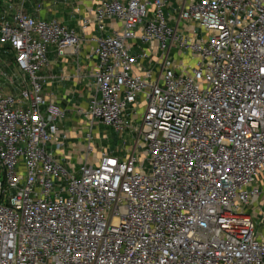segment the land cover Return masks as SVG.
I'll list each match as a JSON object with an SVG mask.
<instances>
[{"label": "built area", "instance_id": "obj_1", "mask_svg": "<svg viewBox=\"0 0 264 264\" xmlns=\"http://www.w3.org/2000/svg\"><path fill=\"white\" fill-rule=\"evenodd\" d=\"M14 2L0 45L26 78L0 90V264H264V0H103L83 31L122 27L89 38ZM85 41L96 92L69 110L75 147L39 74L49 46ZM99 125L134 135L125 158L94 159Z\"/></svg>", "mask_w": 264, "mask_h": 264}, {"label": "crops", "instance_id": "obj_2", "mask_svg": "<svg viewBox=\"0 0 264 264\" xmlns=\"http://www.w3.org/2000/svg\"><path fill=\"white\" fill-rule=\"evenodd\" d=\"M101 1L103 0H22L15 4V0L13 10L15 11V9L22 6L24 12L34 19L58 20L63 26L69 30H74L81 37H101L109 35L112 27L118 29L122 27L119 23H109L107 29L101 32L97 25L92 23L86 32L83 31L82 22L85 19L94 22V11ZM4 10H8V8L3 6ZM13 10H9L10 14ZM59 16H61V19H59ZM89 45V42L85 41L79 54L68 52L63 57L59 56L56 46H49L47 49L49 66L43 68L39 74L45 81L44 96L56 102L62 109L68 110L66 117L60 121L59 126L62 134H66L70 138L69 144L75 147L80 146L79 139L81 138V134L77 131L76 122L83 123L84 125L82 120L85 119L69 110L77 107H88L92 96L96 92L94 77L92 75L96 61L90 59ZM141 47L139 45L133 48L132 54L134 56L140 55L142 53ZM142 48L145 50L151 49L150 46H143ZM149 53L151 59L143 64H138L135 68L136 73L144 74L146 70L155 67L160 53H158L157 48H152ZM14 67L17 69L15 65ZM100 127L99 125L96 130L97 137L101 138L103 136L106 138L107 134L101 135L99 131ZM51 152L57 157L60 154L53 150ZM116 156L120 157L118 154ZM126 156H122L121 158H125Z\"/></svg>", "mask_w": 264, "mask_h": 264}, {"label": "rangeland", "instance_id": "obj_3", "mask_svg": "<svg viewBox=\"0 0 264 264\" xmlns=\"http://www.w3.org/2000/svg\"><path fill=\"white\" fill-rule=\"evenodd\" d=\"M22 0H16L15 4L19 3ZM3 11V8L0 6V13ZM61 19V16H59ZM178 53L177 50L173 51V56ZM177 59V57H175ZM14 58L12 52L6 46L0 45V90H3L6 93H11L14 95H19L23 87V82L26 78L24 73H20L14 67ZM96 126V130H97ZM101 135L107 134V137L98 138L97 136L94 139V146L96 150V155L94 159L97 158L105 149L108 150L111 154H118L120 157L126 156L127 149H132L135 145L134 135L130 132L118 133L112 128H105L101 126L99 128ZM97 135V131H95ZM80 142V140H79ZM145 154V148L143 146L139 147L138 154L136 157L142 159ZM145 167L148 168V164H145ZM3 172L0 170V178H2Z\"/></svg>", "mask_w": 264, "mask_h": 264}, {"label": "trees", "instance_id": "obj_4", "mask_svg": "<svg viewBox=\"0 0 264 264\" xmlns=\"http://www.w3.org/2000/svg\"><path fill=\"white\" fill-rule=\"evenodd\" d=\"M9 49V48H8ZM10 50V49H9Z\"/></svg>", "mask_w": 264, "mask_h": 264}]
</instances>
